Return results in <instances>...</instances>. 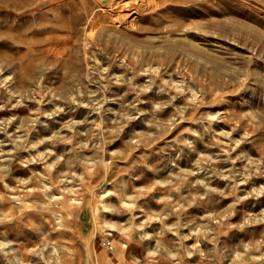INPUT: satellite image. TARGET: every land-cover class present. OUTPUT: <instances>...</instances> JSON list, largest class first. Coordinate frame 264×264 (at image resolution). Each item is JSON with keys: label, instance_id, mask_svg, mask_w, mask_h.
Segmentation results:
<instances>
[{"label": "rangeland", "instance_id": "rangeland-1", "mask_svg": "<svg viewBox=\"0 0 264 264\" xmlns=\"http://www.w3.org/2000/svg\"><path fill=\"white\" fill-rule=\"evenodd\" d=\"M99 1L0 0V264H264V0Z\"/></svg>", "mask_w": 264, "mask_h": 264}, {"label": "bare ground", "instance_id": "bare-ground-1", "mask_svg": "<svg viewBox=\"0 0 264 264\" xmlns=\"http://www.w3.org/2000/svg\"><path fill=\"white\" fill-rule=\"evenodd\" d=\"M123 2V0H100L95 12L101 11L106 18L122 16L125 10Z\"/></svg>", "mask_w": 264, "mask_h": 264}, {"label": "built area", "instance_id": "built-area-1", "mask_svg": "<svg viewBox=\"0 0 264 264\" xmlns=\"http://www.w3.org/2000/svg\"><path fill=\"white\" fill-rule=\"evenodd\" d=\"M105 243L107 244L108 247L113 248V244L110 240H106Z\"/></svg>", "mask_w": 264, "mask_h": 264}]
</instances>
